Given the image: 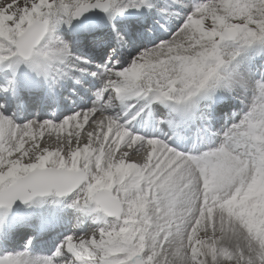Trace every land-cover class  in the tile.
Segmentation results:
<instances>
[{
	"label": "snow or ice",
	"instance_id": "snow-or-ice-1",
	"mask_svg": "<svg viewBox=\"0 0 264 264\" xmlns=\"http://www.w3.org/2000/svg\"><path fill=\"white\" fill-rule=\"evenodd\" d=\"M0 264H264V0H0Z\"/></svg>",
	"mask_w": 264,
	"mask_h": 264
}]
</instances>
